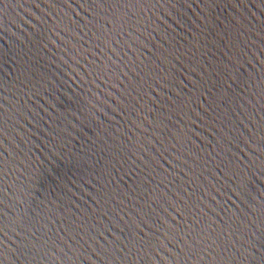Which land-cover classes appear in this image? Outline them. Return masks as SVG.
<instances>
[{"label": "water", "instance_id": "1", "mask_svg": "<svg viewBox=\"0 0 264 264\" xmlns=\"http://www.w3.org/2000/svg\"><path fill=\"white\" fill-rule=\"evenodd\" d=\"M0 264H264V0H0Z\"/></svg>", "mask_w": 264, "mask_h": 264}]
</instances>
